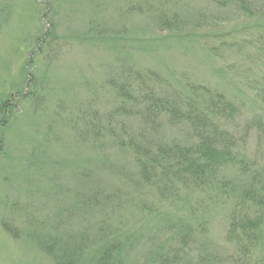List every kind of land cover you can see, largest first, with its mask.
I'll list each match as a JSON object with an SVG mask.
<instances>
[{"label": "rangeland", "instance_id": "rangeland-1", "mask_svg": "<svg viewBox=\"0 0 264 264\" xmlns=\"http://www.w3.org/2000/svg\"><path fill=\"white\" fill-rule=\"evenodd\" d=\"M244 1L0 0V264H89L112 245L115 263L151 264L188 234L203 264H264L247 198L264 192V0ZM195 131L229 146L210 191L138 177L132 145ZM118 185L116 209L91 202Z\"/></svg>", "mask_w": 264, "mask_h": 264}, {"label": "trees", "instance_id": "trees-1", "mask_svg": "<svg viewBox=\"0 0 264 264\" xmlns=\"http://www.w3.org/2000/svg\"><path fill=\"white\" fill-rule=\"evenodd\" d=\"M39 1L44 3L43 2L44 0H39ZM237 1L239 4L242 3L243 7H246V3H244L245 2L244 0H237ZM163 22L167 24V21H163ZM175 22L176 21H174V23ZM169 30H171V28ZM33 50L34 49H32L31 51ZM112 80H114V77H112V79L107 80L108 84H110ZM16 92L19 94L18 89H16ZM129 98L131 100H134L135 99L134 94L132 93V96H130ZM136 111L139 113L142 112V110L139 111L138 109L137 110L134 109L130 113H135ZM213 130L215 131L216 129ZM195 132L199 138L192 140L193 143H191L190 146L188 147H178L177 144L174 145L159 144L156 145V150L153 149L150 150L147 148H141L139 145H132L134 146L135 152L137 153V158H136L137 160L135 162L141 163L139 164L141 168H138L141 170L139 171L137 169L139 174L138 177L143 178L144 181H151L152 177L159 176L157 174L158 173L157 169L159 168V174L167 178V180L164 183V186H161L160 188L161 191H164L165 189L175 191L176 189L175 180L177 178L183 181L181 185H183L186 188L185 194L187 195H190L194 190H198V188L201 189L202 191L203 190L210 191L212 189L211 186L213 185L215 180L212 177V175L209 174V172L213 170L214 167L216 168L219 162L223 161L224 159L227 160L230 158L231 155H229V153L227 152L229 146L226 144V146L223 148V151L220 150V148H217L216 140H215L217 132L216 134H213L214 132H208V137L206 139H204L203 134L200 136L199 132L197 131ZM148 152H150L151 154ZM119 175H120L119 179L122 180L121 173H119ZM252 182H254V180H251L247 185L250 189L252 187L251 184ZM224 183H227V181L224 180ZM219 184L223 186L222 188H224L225 185H227V184L223 185L220 180H219ZM251 191L253 192L251 193L250 197L247 198L252 199L255 205L257 204L256 207L260 208L261 205H264V192L261 193L259 189H251ZM120 198H122L121 187L119 185L114 187L109 186L104 190L102 189L97 190V193L93 195L91 202L99 205L109 203L112 209H116L118 207L119 204L118 200H120ZM84 200L87 199L85 198ZM233 207L234 204L232 208ZM180 225L178 227L176 226L169 227L168 230H170V237H175L178 234L180 235L184 234L181 232L182 228L184 229V227ZM180 239L182 241V243L180 244V247L182 249L177 247L176 250L172 249L171 252L169 253H163L159 249H157L152 256L151 264H203L202 261H204L205 258L201 257L199 253L190 255V252L187 253L184 251L186 245L189 246V243H191L190 242L191 236L189 234L184 235ZM48 247L51 248L50 246ZM104 247L105 250L106 249L107 250L105 251L103 249V246L100 249H97V253H95L96 255L95 258L93 257L92 259H89V264H118L115 263L114 260H112L113 250L115 249V248L112 249L113 245L107 247L104 246ZM65 252L66 251H62L60 253H53V254L55 255V257H58L61 255L64 256ZM62 258L63 257H60V260ZM67 258L69 264H71L72 259L69 258L68 255Z\"/></svg>", "mask_w": 264, "mask_h": 264}]
</instances>
